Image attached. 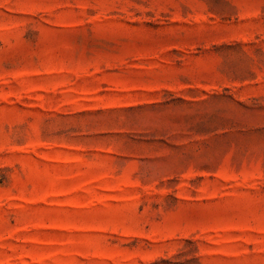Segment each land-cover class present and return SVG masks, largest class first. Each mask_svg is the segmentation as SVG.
Segmentation results:
<instances>
[{
    "label": "rangeland",
    "instance_id": "1",
    "mask_svg": "<svg viewBox=\"0 0 264 264\" xmlns=\"http://www.w3.org/2000/svg\"><path fill=\"white\" fill-rule=\"evenodd\" d=\"M0 264H264V0H0Z\"/></svg>",
    "mask_w": 264,
    "mask_h": 264
}]
</instances>
